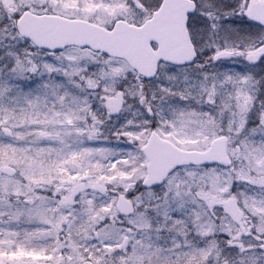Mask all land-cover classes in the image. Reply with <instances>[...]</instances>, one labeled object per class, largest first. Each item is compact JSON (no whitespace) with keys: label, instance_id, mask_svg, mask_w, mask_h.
Segmentation results:
<instances>
[{"label":"snow or ice","instance_id":"snow-or-ice-1","mask_svg":"<svg viewBox=\"0 0 264 264\" xmlns=\"http://www.w3.org/2000/svg\"><path fill=\"white\" fill-rule=\"evenodd\" d=\"M0 264H264V0H0Z\"/></svg>","mask_w":264,"mask_h":264}]
</instances>
